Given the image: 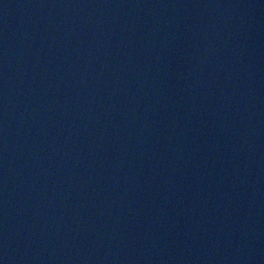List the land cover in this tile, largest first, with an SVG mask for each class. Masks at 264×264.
<instances>
[{
  "label": "water",
  "instance_id": "water-1",
  "mask_svg": "<svg viewBox=\"0 0 264 264\" xmlns=\"http://www.w3.org/2000/svg\"><path fill=\"white\" fill-rule=\"evenodd\" d=\"M0 264H264V0H0Z\"/></svg>",
  "mask_w": 264,
  "mask_h": 264
}]
</instances>
